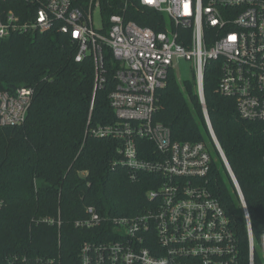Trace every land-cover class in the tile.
<instances>
[{
  "label": "built area",
  "instance_id": "1",
  "mask_svg": "<svg viewBox=\"0 0 264 264\" xmlns=\"http://www.w3.org/2000/svg\"><path fill=\"white\" fill-rule=\"evenodd\" d=\"M135 1L130 5L126 0L122 10L105 18L103 0H89L84 7H74L73 0H30L25 19L14 10L17 2L0 0V60L8 38L56 29L77 43V62L93 57L97 89L106 81V57L111 55L118 67L109 101L117 122L92 134L123 143L118 164L129 170L133 182L143 173L156 176L160 185L148 192L150 207L144 213L114 219L115 239L86 242L81 264H264V234L260 240L253 234L239 184L215 137L204 92L206 67L219 62L218 93L236 100L241 119L264 123V0ZM141 7L154 12L157 20L138 13ZM129 11L152 27L128 19ZM97 12L101 29L94 24ZM181 60L192 64L208 129L240 197L248 229L245 250L209 187L213 159L208 145L174 141L170 130L154 120L157 92L171 73L178 78ZM33 98L34 89L28 86L0 91V126L22 125ZM139 140L153 145L151 158L140 156ZM3 207L0 200V214ZM87 214L77 228H97L105 221L94 207ZM17 261L15 256L10 264ZM36 264L55 260L38 259Z\"/></svg>",
  "mask_w": 264,
  "mask_h": 264
},
{
  "label": "trees",
  "instance_id": "2",
  "mask_svg": "<svg viewBox=\"0 0 264 264\" xmlns=\"http://www.w3.org/2000/svg\"><path fill=\"white\" fill-rule=\"evenodd\" d=\"M13 1L18 4L14 10L26 19L30 0ZM88 1L73 0V6L84 7ZM125 1L103 0V16L122 10ZM139 11L158 18L142 7ZM128 16L152 27L130 11ZM77 53V43L56 29L37 36H12L1 47L0 91L28 86L34 89V98L22 125L0 126V200L4 202L0 264H10L15 256L21 261L14 264H36L38 259L81 264L80 251L86 242L115 239L114 219L141 215L150 207L148 192L159 189L156 176L142 173L133 182L129 170L118 164L120 140L92 134L117 122L109 95L117 84L118 66L108 54L106 81L96 89L93 57L77 62ZM219 67V62L206 67L205 103L245 200L253 234L260 240L264 234V123L241 119L236 100L218 93ZM180 84L171 73L167 85L157 92L154 120L170 130L174 141L208 145L213 159L209 187L245 250V213L208 129L196 79ZM137 143L140 156L151 158L153 145L147 140ZM89 207L105 221L97 228H77V222L88 218ZM49 219L55 223L45 221Z\"/></svg>",
  "mask_w": 264,
  "mask_h": 264
},
{
  "label": "rangeland",
  "instance_id": "3",
  "mask_svg": "<svg viewBox=\"0 0 264 264\" xmlns=\"http://www.w3.org/2000/svg\"><path fill=\"white\" fill-rule=\"evenodd\" d=\"M94 24L97 29H101L102 22L98 12L94 16ZM177 73H178V80L181 83L180 85H182L185 82L192 81L194 78L192 64L186 60H181L179 62V65L177 66Z\"/></svg>",
  "mask_w": 264,
  "mask_h": 264
},
{
  "label": "water",
  "instance_id": "4",
  "mask_svg": "<svg viewBox=\"0 0 264 264\" xmlns=\"http://www.w3.org/2000/svg\"><path fill=\"white\" fill-rule=\"evenodd\" d=\"M228 162V161H227ZM241 191V190H240ZM242 194V193H241Z\"/></svg>",
  "mask_w": 264,
  "mask_h": 264
}]
</instances>
